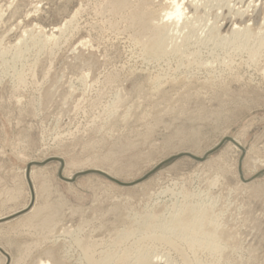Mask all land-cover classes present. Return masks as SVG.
<instances>
[{"label":"rangeland","instance_id":"1","mask_svg":"<svg viewBox=\"0 0 264 264\" xmlns=\"http://www.w3.org/2000/svg\"><path fill=\"white\" fill-rule=\"evenodd\" d=\"M171 3L0 0V250L8 264L144 256L264 264V0H185L188 18L172 26L177 50L146 57L151 30L136 17L153 10L159 20ZM235 27L247 33L233 44ZM227 138L236 144L202 162L170 161L130 187L97 174L59 177L60 169L64 179L99 171L131 184ZM52 158L62 168L49 161L26 176L28 165ZM186 207L207 211L202 221L216 224L217 241L172 236L173 249L145 238L148 218L165 224Z\"/></svg>","mask_w":264,"mask_h":264},{"label":"bare ground","instance_id":"2","mask_svg":"<svg viewBox=\"0 0 264 264\" xmlns=\"http://www.w3.org/2000/svg\"><path fill=\"white\" fill-rule=\"evenodd\" d=\"M185 1V0H184ZM184 1L179 2L176 0H171V9L169 10L170 12L167 13H163L164 15L161 16V18L158 20V17L154 18V15H156V13H153L154 11L151 10V12H149L148 10L146 12H143L139 15H137V19H136V24H145L148 26V28L151 30V34L148 36L147 38V44H144L142 46V48L144 49V53L147 56L151 57H155L160 58L165 56L169 50L168 49L170 46V48H172L174 51L177 50V46L180 45H176L175 44V38H176V33H174L176 31L175 28H172V26L178 25L179 21H181L183 18H188L187 14L185 13L187 11V7H185L184 5ZM242 1V0H241ZM248 1V0H247ZM259 1V0H258ZM256 2V1H255ZM191 3V2H190ZM250 3V2H249ZM259 4V3H258ZM261 4V3H260ZM170 5V4H169ZM257 5V4H256ZM148 8V7H147ZM192 8V7H191ZM224 9V6L222 7ZM221 8V9H222ZM257 7H255L256 9ZM145 9V7H144ZM144 9H142V11H144ZM168 9V8H167ZM166 9V10H167ZM163 10V9H162ZM165 10V9H164ZM165 10V11H166ZM258 10V9H257ZM153 11V12H152ZM156 11V10H155ZM255 12V11H252ZM258 12V11H257ZM256 12V13H257ZM249 13V12H248ZM255 13V15H256ZM161 14V13H160ZM238 14V13H237ZM254 15V16H255ZM157 16V15H156ZM191 16V15H190ZM157 19V20H155ZM155 20V23L153 22ZM174 21L170 24H168V22L170 21ZM190 20V19H189ZM169 22V23H170ZM174 23V24H173ZM186 27V24L183 25V27ZM177 27V26H175ZM179 27V26H178ZM175 29V30H174ZM240 29V30H239ZM235 27L234 29H232L233 31V37L232 39V43L235 44L236 42H238L239 40V36L242 34L247 33V27L243 28L241 30V28ZM186 30V29H185ZM178 32V31H176ZM254 32V31H253ZM183 33V32H182ZM188 33V32H187ZM186 33V34H187ZM217 33V32H216ZM189 34V33H188ZM241 35V36H242ZM251 35V34H250ZM214 36V35H212ZM248 36V34H247ZM179 37V36H178ZM182 37V36H181ZM218 37V36H217ZM231 37V36H230ZM48 38V37H47ZM180 38V37H179ZM214 38V37H213ZM221 39V38H220ZM219 39V40H220ZM226 39V38H225ZM50 40V39H49ZM179 41V40H178ZM221 41V40H220ZM224 41V40H223ZM235 43H234V42ZM197 42V41H196ZM240 42V41H239ZM243 42V41H242ZM257 42V41H256ZM242 44V43H241ZM258 44V43H257ZM260 47L264 46V40L263 38L260 40ZM244 46V45H243ZM247 46V45H246ZM242 47V46H241ZM240 47V48H241ZM256 47V46H255ZM259 47V48H260ZM238 48V49H240ZM248 48V47H247ZM258 48V47H257ZM179 49V48H178ZM194 49V48H193ZM237 49V50H238ZM263 49V48H262ZM183 50V49H182ZM233 50V49H232ZM180 51V50H179ZM243 51V49H242ZM170 52V51H169ZM210 52V51H209ZM208 52V54H209ZM252 52V51H251ZM256 52V51H255ZM180 53V52H178ZM253 53V52H252ZM251 53V54H252ZM176 54V53H175ZM261 54V53H259ZM184 55V54H183ZM253 56L255 54H252ZM251 56V55H250ZM189 57V56H188ZM164 58V57H163ZM190 59V58H189ZM185 60V59H184ZM250 60V59H249ZM199 62V61H198ZM204 63V62H203ZM191 64V63H190ZM199 64V63H198ZM197 65V64H196ZM206 65H208L206 63ZM200 66V65H198ZM241 66V65H240ZM203 67V64H202ZM179 72V71H178ZM167 73V72H166ZM163 77V76H162ZM165 78V77H164ZM170 78V77H169ZM160 79V78H159ZM157 81V80H156ZM159 82V81H158ZM157 83V82H156ZM166 83V82H165ZM161 87V86H160ZM238 145V144H237ZM110 177V176H109ZM191 207V206H190ZM187 208V207H186ZM184 209L182 211H180V214L174 215L171 217V219L169 221H167L168 223L165 222V224L160 223L155 220V219H151L148 218L150 224L146 225V226H141V228L143 227L142 233L143 235L146 237H148L147 239L150 240L153 239V241H172V239H170V237H174L177 236L178 238L184 239V241H191L192 244L195 243L196 241H217V230L218 228L215 227V225L212 222H209L210 220H205L202 221L203 218L206 217V213L207 211L203 213H200L198 210L199 209H195V208H190V209ZM178 212V211H177ZM144 219V218H143ZM206 219V218H205ZM160 221V220H159ZM165 221V220H164ZM212 221V220H211ZM147 222V221H146ZM148 223V222H147ZM202 223H206V226H203L204 224ZM208 223V224H207ZM163 224V225H161ZM145 225V224H144ZM137 227V226H136ZM159 231V233L156 232V230ZM150 230V231H149ZM155 231L154 232H152ZM141 234V233H140ZM131 235V234H129ZM126 236V235H125ZM134 236V235H133ZM143 237V236H141ZM128 238V237H127ZM175 238V237H174ZM177 238V240H178ZM174 240V239H173ZM175 240L174 242L172 241L173 245V249H174V243L177 241ZM136 241V240H135ZM144 241V240H143ZM151 241V240H150ZM61 241H54V244L59 243ZM180 242V241H179ZM170 244V243H169ZM197 244V243H195ZM177 246V245H176ZM171 248V247H170ZM177 250V249H176ZM89 250H87L88 252ZM179 251V250H177ZM90 253V252H89ZM89 253L87 254V256L89 255ZM92 253V252H91ZM90 253V254H91ZM147 255V254H146ZM3 256V255H2ZM85 256V257H87ZM93 257V256H92ZM88 258H90L88 256ZM138 258V257H136ZM140 259H137L136 264H161V261H152L149 257H139ZM121 259V262H119L118 264H125L126 260ZM8 263V262H7ZM6 263V264H7ZM37 264H54L52 262V260H47V261H38ZM127 264V262H126ZM133 264V263H131ZM163 264H169V262L165 259Z\"/></svg>","mask_w":264,"mask_h":264},{"label":"water","instance_id":"3","mask_svg":"<svg viewBox=\"0 0 264 264\" xmlns=\"http://www.w3.org/2000/svg\"><path fill=\"white\" fill-rule=\"evenodd\" d=\"M224 142H230V143L236 144L233 140L227 138V139L222 140V142H221L219 145H217L213 150L207 152V153H206L203 157H201V158H199V157H195V156L190 155V154H180V155L174 156V157L170 158L169 160H167V161L161 163L160 165H158L153 171H151L150 173H148L146 176H144V177H143L142 179H140L139 181H137V182H135V183H131V184L121 183V182H119V181H117V180H115V179L109 177L108 175H106V174H104V173H102V172H99V171H88V172H84V173H79V174L73 176L71 179H64V178L61 177V169H60V171H59V177H60V179L66 181V182H72V181H74V180H75L77 177H79V176H83V175H87V174H97V175H100V176H102L103 178L107 179L108 181L113 182V183H115V184H117V185H119V186H122V187H130V186H133V185H135V184H137V183H140V182L145 181V180H146L148 177H150L154 172H156L158 169H160V168L166 166L167 163L170 162V161H175V160H178L179 158L188 157V158H190L191 160H194V161H197V162H202V161H204V160L207 158L208 155H210V154H212L213 152H215V151H216V150H217V149H218V148H219ZM49 161L58 162V163L60 164V167L62 168V164H63L62 161H61L60 159L52 158V159H50V160H48V161H46V162H44V163H41V164L33 163V164L28 165V166L26 167V176L28 177L29 172H30V168H31L32 166H42V165L46 164V163L49 162ZM0 254H2V255L7 259V262H8V256H7L2 250H0ZM7 264H8V263H7Z\"/></svg>","mask_w":264,"mask_h":264}]
</instances>
